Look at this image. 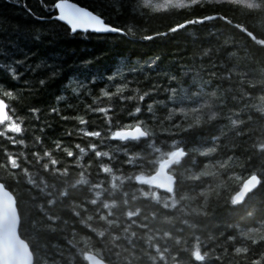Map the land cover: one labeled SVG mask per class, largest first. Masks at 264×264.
<instances>
[{
  "label": "snow or ice",
  "instance_id": "obj_1",
  "mask_svg": "<svg viewBox=\"0 0 264 264\" xmlns=\"http://www.w3.org/2000/svg\"><path fill=\"white\" fill-rule=\"evenodd\" d=\"M40 2L48 15L36 19L65 36L153 41L208 22L216 31L155 78L159 57L103 71L81 60L65 77L58 52L33 65L24 51L46 30L18 26L0 39L12 81L45 73L20 90L0 84V264H264V0ZM108 9L124 23L108 22ZM157 19L163 30L150 26ZM62 78L47 115L74 128L50 147L52 122L25 96Z\"/></svg>",
  "mask_w": 264,
  "mask_h": 264
},
{
  "label": "trees",
  "instance_id": "obj_2",
  "mask_svg": "<svg viewBox=\"0 0 264 264\" xmlns=\"http://www.w3.org/2000/svg\"><path fill=\"white\" fill-rule=\"evenodd\" d=\"M80 6L87 7L90 10L96 5L97 0H70ZM26 6V7H25ZM27 9H31L32 14H29ZM48 13L45 10V6L40 0H0V33H5L4 37L0 39H8L17 27L22 29H42L46 30V34L43 40L39 43H29L24 48L25 52L31 51L34 53L32 59L29 60L30 64L35 65L42 58L53 52H58L64 61L63 72L64 76L73 75L77 68H83L81 60H92L91 71H103L111 69L113 64L119 63L121 60L131 57L132 60H151L159 57L157 71L152 73L155 78L157 75H162L164 71L169 69H177L181 63L185 62L192 53L198 52L201 45H207L211 42L208 38L211 33L216 31L213 28V22H208L206 25L190 26L185 30H180L170 37L157 38L153 41H140L137 39L135 42L131 38L122 37L116 33L106 34H94V33H79L74 35L65 36L64 28L59 22L50 23L47 20L41 21L36 17H47ZM183 18V15L179 17L168 18V23L179 22ZM105 19L114 25H122L124 23V16L117 18L108 9L105 12ZM163 19H157L151 22L150 26L153 29L159 28L163 30ZM14 38V37H13ZM214 39V38H213ZM0 62H6L4 58L0 57ZM51 61H49L50 63ZM23 71V69H20ZM45 73L43 71H37L35 75L31 73L25 74L24 78L19 83L10 79L8 74L0 70V84H4L7 87L20 90L25 80L35 81L42 77ZM64 83V79H59L54 82H50L46 87L40 88L38 91H34L31 97L25 96V100L28 104L42 108L44 111L40 113V119L42 121H51L52 127L45 132V143L49 144V139L55 140L63 136L64 132L74 128V124L69 121L67 123H61L55 116L47 115V109L55 106L56 96L61 95L60 88ZM102 84H97L96 87H102ZM148 85H142L147 87ZM35 89V85H33ZM88 102V101H85ZM75 105L76 101H72ZM63 107V104L60 105ZM80 110H83V105L80 106ZM26 110H21V115H24ZM71 115L72 113H66ZM29 121L33 118L29 117ZM98 117L91 116L89 121L97 120ZM29 128V133L24 137L26 143L31 145L32 133L31 123L26 125ZM37 128L40 124L36 125ZM39 135V132L35 133ZM75 137V132H73ZM64 144L81 143L83 141L74 138H65ZM51 147V145L49 144ZM10 151H20V148L9 145ZM31 150V148H29ZM91 157H89L90 159ZM85 164L87 159L83 161ZM147 187V186H145ZM259 195V193H258Z\"/></svg>",
  "mask_w": 264,
  "mask_h": 264
},
{
  "label": "water",
  "instance_id": "obj_3",
  "mask_svg": "<svg viewBox=\"0 0 264 264\" xmlns=\"http://www.w3.org/2000/svg\"><path fill=\"white\" fill-rule=\"evenodd\" d=\"M69 2H71V3H75V2H73V1H70V0H69ZM78 5H79V4H78ZM79 6H80V5H79ZM82 7H83V6H82ZM161 191H162V190H161Z\"/></svg>",
  "mask_w": 264,
  "mask_h": 264
}]
</instances>
